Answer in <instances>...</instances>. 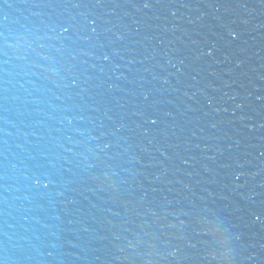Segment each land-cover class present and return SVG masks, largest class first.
I'll list each match as a JSON object with an SVG mask.
<instances>
[{
  "label": "water",
  "instance_id": "95a60500",
  "mask_svg": "<svg viewBox=\"0 0 264 264\" xmlns=\"http://www.w3.org/2000/svg\"><path fill=\"white\" fill-rule=\"evenodd\" d=\"M0 264H264V0H0Z\"/></svg>",
  "mask_w": 264,
  "mask_h": 264
}]
</instances>
